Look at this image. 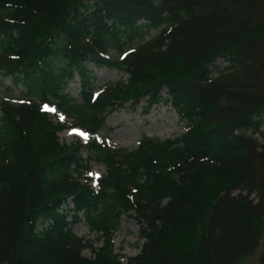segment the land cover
Listing matches in <instances>:
<instances>
[{"label": "trees", "instance_id": "16d2710c", "mask_svg": "<svg viewBox=\"0 0 264 264\" xmlns=\"http://www.w3.org/2000/svg\"><path fill=\"white\" fill-rule=\"evenodd\" d=\"M89 66L122 79L95 94ZM76 76L80 103L64 92ZM0 77L24 91L0 99V264H241L258 247L264 0H0ZM141 101L170 103L186 131L133 150L95 142L109 114ZM47 105L84 145L59 142ZM91 163L104 168L95 189ZM122 216L141 242L125 263L112 243ZM82 220L97 250L73 233Z\"/></svg>", "mask_w": 264, "mask_h": 264}, {"label": "rangeland", "instance_id": "374dc122", "mask_svg": "<svg viewBox=\"0 0 264 264\" xmlns=\"http://www.w3.org/2000/svg\"><path fill=\"white\" fill-rule=\"evenodd\" d=\"M242 6H231V10H239L244 6L247 7L248 2H244ZM257 1H251L249 5L257 4ZM221 63V62H219ZM218 65V64H217ZM92 72L95 90H100L103 86L118 82L122 79L123 74L116 70L96 69L89 66ZM214 75V73L212 74ZM252 76V75H251ZM124 79V78H123ZM251 86V80H249ZM64 92L69 97L80 103V81L78 76L68 83ZM24 91L21 88H13L8 78L0 77V98L10 100L13 103L23 98ZM34 99V98H33ZM49 115L51 119L60 120L65 126V130L58 134L59 142L64 145H70L76 141L86 140L85 134L73 126V119L62 114L56 107L49 106ZM63 117V119L61 118ZM264 133V127L262 128ZM186 131L184 124L179 120L177 113L173 110L170 103L154 105L147 107L144 101L137 107H131L126 104L124 107L117 109L106 117L104 126L98 131L96 137L99 143H105L111 149H127L133 150L137 148L139 142L144 137L156 138L158 140L172 139ZM83 133L84 135L71 134ZM263 138V137H260ZM259 138L258 141L261 139ZM82 157L87 159V152L84 151ZM104 174V168L101 164L93 163L89 167V178L95 182ZM86 176V174L84 175ZM93 184V183H92ZM93 186V185H92ZM234 194H237L235 192ZM230 208V207H229ZM222 209L218 218L220 219L216 226L221 228L227 225L229 217L228 211L231 209ZM73 233L78 238L89 242L94 249H98L102 245L100 235L92 230L85 221H81L74 226ZM113 247L114 251L121 258L122 262L130 257H134L139 253L141 242H139L138 226L133 218L122 216L118 226L113 231ZM264 250V229L260 244L256 250L250 254L241 264H260L259 257ZM82 256L89 258L91 252L86 249L82 251Z\"/></svg>", "mask_w": 264, "mask_h": 264}, {"label": "snow or ice", "instance_id": "6c2138e0", "mask_svg": "<svg viewBox=\"0 0 264 264\" xmlns=\"http://www.w3.org/2000/svg\"><path fill=\"white\" fill-rule=\"evenodd\" d=\"M45 110H49V109H45ZM63 119V117H61ZM71 134H79V135H84L83 133H71Z\"/></svg>", "mask_w": 264, "mask_h": 264}]
</instances>
